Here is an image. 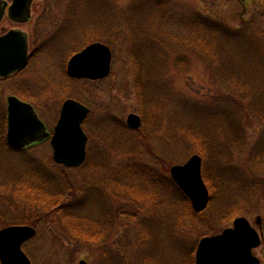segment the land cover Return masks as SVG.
<instances>
[{"label": "rangeland", "instance_id": "rangeland-1", "mask_svg": "<svg viewBox=\"0 0 264 264\" xmlns=\"http://www.w3.org/2000/svg\"><path fill=\"white\" fill-rule=\"evenodd\" d=\"M164 1L32 0L28 22H0L27 34L30 56L0 79V229H35L22 247L31 264H194L199 240L237 216L264 225V0ZM97 41L110 74L71 79L69 59ZM11 94L48 131L65 99L89 107L84 164L55 163L48 140L11 149ZM193 155L209 195L200 212L170 174ZM45 196L60 198L66 222L39 209Z\"/></svg>", "mask_w": 264, "mask_h": 264}, {"label": "water", "instance_id": "water-1", "mask_svg": "<svg viewBox=\"0 0 264 264\" xmlns=\"http://www.w3.org/2000/svg\"><path fill=\"white\" fill-rule=\"evenodd\" d=\"M32 0H0V21L7 8V17L16 23L30 19ZM27 34L10 30L0 36V77H6L21 69L27 62ZM111 52L99 42L91 43L74 54L68 61L67 73L77 79H101L110 71ZM88 108L67 99L63 102L59 118L50 137L53 160L66 168H76L86 158L87 137L82 130ZM127 124L137 128L139 118L130 114ZM46 126L31 105L15 96L7 98L6 142L12 149H22L32 143L49 138ZM172 179L189 198L196 212L202 211L208 202V192L201 177V158L191 156L183 165L172 166ZM35 235V229L26 225H11L0 229V264H31L22 245ZM256 231L244 217L233 221V227L221 234L202 238L197 246L195 264H256L251 249L258 246ZM79 264H86L80 261Z\"/></svg>", "mask_w": 264, "mask_h": 264}, {"label": "trees", "instance_id": "trees-1", "mask_svg": "<svg viewBox=\"0 0 264 264\" xmlns=\"http://www.w3.org/2000/svg\"><path fill=\"white\" fill-rule=\"evenodd\" d=\"M260 1V0H259ZM262 1V0H261ZM157 2H158V5H163V6H166V3H165V1L164 0H157ZM194 19V18H193ZM133 23L135 22H137L136 20H135V18H133ZM163 23V22H162ZM136 31V33H137V35H138V37L140 36H142L141 34H140V30H143V29H141L140 28V26L139 27H136V28H134ZM92 33V32H91ZM92 34H94V33H92ZM209 37V36H208ZM209 41V46H211V44L212 45H214V42H212V40L211 39H209L208 40ZM171 43H174V42H171ZM177 43V42H176ZM179 45H181V46H183V44H181V42H179ZM207 57H213L212 55H210V54H208V53H206L205 54ZM35 174H37V177H38V179L41 181V180H43V181H45V180H47V178L44 176V174H42V172H41V170H36V172H35ZM38 180V181H39ZM48 181H50V180H47V182ZM19 190V189H18ZM60 200V198L59 197H57L56 199L55 198H53L52 196H45L44 198H42V199H40V203L39 202H37L36 200H34V201H36L37 203H35L36 205L39 203V209H41V211H47V213H53L54 215L56 214V211H58V212H61V214H62V219L66 222L67 221V219L64 217V215H67V213H65V212H63V210H64V208H65V206H60V203L58 202ZM32 204V203H31ZM59 206H58V205ZM33 205V204H32ZM190 209V208H189ZM65 211V210H64ZM39 211H38V209H36L35 208V214H37L38 216H39V219L40 220H42L43 219V217L46 215V213L45 212H43V214L41 215V214H39L38 213ZM188 214L190 215H193L194 213L192 212V211H190V212H188ZM34 216V215H33Z\"/></svg>", "mask_w": 264, "mask_h": 264}, {"label": "flooded vegetation", "instance_id": "flooded-vegetation-1", "mask_svg": "<svg viewBox=\"0 0 264 264\" xmlns=\"http://www.w3.org/2000/svg\"><path fill=\"white\" fill-rule=\"evenodd\" d=\"M7 1V7L10 5V3H11V1L10 0H6ZM7 11V9L5 10V12ZM4 16H7L6 15V13L4 14ZM4 18V17H3ZM8 18V17H7ZM3 20V19H2ZM13 22V21H12ZM15 23V22H14ZM16 24H18V23H16ZM6 33V31L5 32H3V33H0V36H2V35H4ZM28 49H29V43H28ZM28 53H29V50H28ZM30 58V56L28 57V59ZM22 70V69H21ZM20 71V70H19ZM18 71V72H19ZM16 73H14L13 75H15ZM13 75H11V76H13ZM11 76H8V77H6V78H9V77H11ZM6 78H3V79H6ZM16 91H17V89H15ZM16 94H17V92H15ZM12 95V94H11ZM86 106V105H85ZM87 107V106H86ZM88 108V112L90 111V108L89 107H87ZM87 116H88V114H87ZM86 119H87V117H86ZM86 119L84 120V122L86 121ZM83 122V123H84ZM86 134V133H85ZM87 136V135H86ZM87 141H88V136H87ZM86 145H87V142H86ZM248 222H249V225L256 231V233H257V235H258V239H259V244H258V246H256V247H254V248H252L251 249V253H252V256H253V258L256 260V264H262V258L264 257V254H261L260 256H258V255H256V254H254V249H256V248H258V247H260L261 246V244H263L264 245V225L262 224V220H261V218L258 216V217H256L255 218V225L253 226L252 225V223L249 221V219H248ZM230 227H232V225H230V226H227V228H230ZM239 262L240 261H238L237 262V264H239Z\"/></svg>", "mask_w": 264, "mask_h": 264}]
</instances>
